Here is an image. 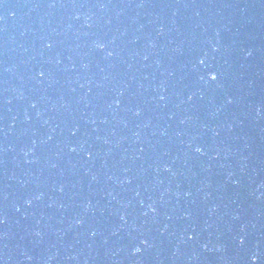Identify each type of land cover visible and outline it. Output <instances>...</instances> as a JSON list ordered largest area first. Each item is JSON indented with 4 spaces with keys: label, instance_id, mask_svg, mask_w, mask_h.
I'll return each mask as SVG.
<instances>
[{
    "label": "water",
    "instance_id": "water-1",
    "mask_svg": "<svg viewBox=\"0 0 264 264\" xmlns=\"http://www.w3.org/2000/svg\"><path fill=\"white\" fill-rule=\"evenodd\" d=\"M0 264H264V0H0Z\"/></svg>",
    "mask_w": 264,
    "mask_h": 264
},
{
    "label": "snow or ice",
    "instance_id": "snow-or-ice-1",
    "mask_svg": "<svg viewBox=\"0 0 264 264\" xmlns=\"http://www.w3.org/2000/svg\"><path fill=\"white\" fill-rule=\"evenodd\" d=\"M200 63L203 64L204 61L201 60ZM217 78H218L217 75H215V74H210V79H211L212 81H215ZM197 151H200V149H197ZM241 243H243V241H241Z\"/></svg>",
    "mask_w": 264,
    "mask_h": 264
},
{
    "label": "clouds",
    "instance_id": "clouds-1",
    "mask_svg": "<svg viewBox=\"0 0 264 264\" xmlns=\"http://www.w3.org/2000/svg\"><path fill=\"white\" fill-rule=\"evenodd\" d=\"M135 251H136V252H139V251H140V249H139V248H137Z\"/></svg>",
    "mask_w": 264,
    "mask_h": 264
}]
</instances>
